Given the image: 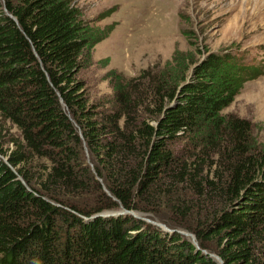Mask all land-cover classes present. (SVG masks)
I'll list each match as a JSON object with an SVG mask.
<instances>
[{"label": "trees", "instance_id": "16d2710c", "mask_svg": "<svg viewBox=\"0 0 264 264\" xmlns=\"http://www.w3.org/2000/svg\"><path fill=\"white\" fill-rule=\"evenodd\" d=\"M110 31L77 0H0V117L18 130L0 143V264H264V147L223 114L262 71L176 51L166 73L110 69L106 106L81 75ZM121 209L173 230L98 215Z\"/></svg>", "mask_w": 264, "mask_h": 264}, {"label": "rangeland", "instance_id": "374dc122", "mask_svg": "<svg viewBox=\"0 0 264 264\" xmlns=\"http://www.w3.org/2000/svg\"><path fill=\"white\" fill-rule=\"evenodd\" d=\"M77 2L84 17L96 28H111L107 37L93 48V63L82 71L92 100L102 101L106 106L111 104L115 90L107 77L110 69H117L127 78L138 76L144 69L166 73L176 51L196 60L209 51H221L262 71L257 78L245 81L223 114L249 120L253 138L264 147V0ZM13 135H18L17 128L0 117V143L4 151L13 148L9 141ZM1 156L7 160L5 155ZM88 161L93 165L90 159ZM211 170L207 162L204 174ZM135 217L173 230L162 219L165 216L138 213ZM180 232L193 239L194 233Z\"/></svg>", "mask_w": 264, "mask_h": 264}, {"label": "water", "instance_id": "95a60500", "mask_svg": "<svg viewBox=\"0 0 264 264\" xmlns=\"http://www.w3.org/2000/svg\"><path fill=\"white\" fill-rule=\"evenodd\" d=\"M93 166V165H92ZM121 214H133L134 216H137L138 213L136 211H129V210H126V209H121V210H118V211H114V212H105V213H99L98 215H103V216H109V215H121ZM149 222H152L151 220H149ZM159 226H161V224L159 223ZM163 226H161L162 228ZM164 229L163 230H171L169 229L168 227H163ZM192 237H193V240L195 242V244L199 247L198 245V241L196 239V235L195 234H192ZM213 255V254H212ZM221 264H225L224 261L220 258L219 255H214Z\"/></svg>", "mask_w": 264, "mask_h": 264}]
</instances>
